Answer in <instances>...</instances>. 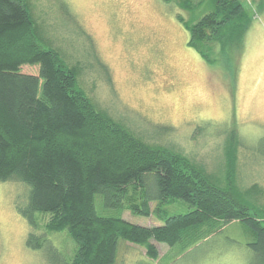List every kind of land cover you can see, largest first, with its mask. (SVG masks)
Returning a JSON list of instances; mask_svg holds the SVG:
<instances>
[{
	"label": "trees",
	"instance_id": "1",
	"mask_svg": "<svg viewBox=\"0 0 264 264\" xmlns=\"http://www.w3.org/2000/svg\"><path fill=\"white\" fill-rule=\"evenodd\" d=\"M165 1L189 10L197 3ZM251 1L264 12V0ZM209 3L194 20L177 15L178 21L206 64L224 58L232 70L253 14L242 0ZM42 41L26 0H0V180L29 185L26 204L17 205L29 226L27 247L53 252L47 234L66 231L75 247L65 264H113L119 238L156 258L152 240L182 252L239 220L254 234L250 245L264 264V188L237 184L238 139L230 137L224 184L217 185L187 155L146 142L95 106L76 70ZM24 64L38 65V72H23ZM96 194L105 207L152 215L160 224L100 214ZM177 199L190 210L169 214L166 205Z\"/></svg>",
	"mask_w": 264,
	"mask_h": 264
},
{
	"label": "rangeland",
	"instance_id": "2",
	"mask_svg": "<svg viewBox=\"0 0 264 264\" xmlns=\"http://www.w3.org/2000/svg\"><path fill=\"white\" fill-rule=\"evenodd\" d=\"M26 1L42 42L76 70L95 106L146 142L187 155L220 186L233 135L237 184L264 188V12L251 0H242L253 20L232 70L224 58L206 64L188 46L189 32L177 18L194 20L209 10V0H194L192 10L165 0ZM21 70L36 74L38 65ZM28 191L22 181L0 180V264H65L75 247L66 231L47 234L54 253L27 247L29 226L17 205L26 204ZM95 206L131 223L160 224L152 215L105 207L99 194ZM166 209L177 214L190 207L177 199ZM254 240L243 222L232 220L182 252L161 243L154 264H262ZM141 247L119 238L113 264H141Z\"/></svg>",
	"mask_w": 264,
	"mask_h": 264
},
{
	"label": "crops",
	"instance_id": "3",
	"mask_svg": "<svg viewBox=\"0 0 264 264\" xmlns=\"http://www.w3.org/2000/svg\"><path fill=\"white\" fill-rule=\"evenodd\" d=\"M152 243L155 245L156 249H157V252L159 254V249H161L162 245L161 242H157V241H153L152 240ZM142 246V245H141ZM167 248H170V247H167ZM172 248V247H171ZM141 249L143 250L142 251V256H143V260H142V263L141 264H154L156 260H158L157 258H151L149 257L147 254H146V249L145 247H141ZM150 260V261H149Z\"/></svg>",
	"mask_w": 264,
	"mask_h": 264
}]
</instances>
